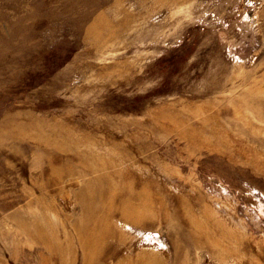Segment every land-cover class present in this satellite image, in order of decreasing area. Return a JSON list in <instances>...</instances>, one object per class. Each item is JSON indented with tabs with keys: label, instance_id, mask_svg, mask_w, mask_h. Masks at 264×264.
Masks as SVG:
<instances>
[{
	"label": "rangeland",
	"instance_id": "obj_1",
	"mask_svg": "<svg viewBox=\"0 0 264 264\" xmlns=\"http://www.w3.org/2000/svg\"><path fill=\"white\" fill-rule=\"evenodd\" d=\"M0 264H264V0H0Z\"/></svg>",
	"mask_w": 264,
	"mask_h": 264
}]
</instances>
